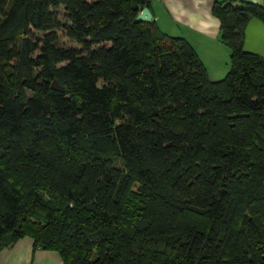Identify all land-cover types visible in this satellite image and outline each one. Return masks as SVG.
Segmentation results:
<instances>
[{
    "label": "trees",
    "instance_id": "trees-1",
    "mask_svg": "<svg viewBox=\"0 0 264 264\" xmlns=\"http://www.w3.org/2000/svg\"><path fill=\"white\" fill-rule=\"evenodd\" d=\"M149 1L0 0V250L264 264V56L243 47L264 7L214 2L231 51L211 79L186 38L136 20Z\"/></svg>",
    "mask_w": 264,
    "mask_h": 264
},
{
    "label": "crops",
    "instance_id": "crops-1",
    "mask_svg": "<svg viewBox=\"0 0 264 264\" xmlns=\"http://www.w3.org/2000/svg\"><path fill=\"white\" fill-rule=\"evenodd\" d=\"M216 0H150L148 7L165 32L186 38L197 51L211 79L224 75L230 48L220 34V21L212 13ZM241 0H234L239 4ZM264 7V0H256ZM243 47L264 56V21L251 16L246 23ZM218 70H215V69ZM0 264H64L56 250L35 248L29 236L0 250Z\"/></svg>",
    "mask_w": 264,
    "mask_h": 264
},
{
    "label": "water",
    "instance_id": "water-1",
    "mask_svg": "<svg viewBox=\"0 0 264 264\" xmlns=\"http://www.w3.org/2000/svg\"><path fill=\"white\" fill-rule=\"evenodd\" d=\"M251 2L253 3H257L256 0H251ZM153 19V15L148 7V5H144L140 11L138 12L137 16H136V20H152ZM51 87L53 89H56L58 91H63L64 87L58 82L57 79H53L51 81ZM26 93L28 96H32L33 93L30 92L28 89L26 90Z\"/></svg>",
    "mask_w": 264,
    "mask_h": 264
},
{
    "label": "rangeland",
    "instance_id": "rangeland-1",
    "mask_svg": "<svg viewBox=\"0 0 264 264\" xmlns=\"http://www.w3.org/2000/svg\"><path fill=\"white\" fill-rule=\"evenodd\" d=\"M59 12L60 13H62V11H60L59 10ZM162 31H164L165 32V27H163V26H161V27H159ZM170 34V33H169ZM171 35H173V34H171ZM58 44L59 45H61V46H63V47H75V48H79L80 46H79V44L75 41V40H73L72 38H69V37H66V36H63V35H60V37H59V41H58ZM206 68V67H205ZM228 68H229V66H228ZM228 68H227V70H228ZM215 69V68H214ZM207 70V69H206ZM215 70H218V69H215ZM227 70L225 71V73L227 72ZM225 73H224V75H225ZM209 75V74H208ZM224 75H222L221 77H219V78H222ZM210 77V76H209ZM218 78V79H219Z\"/></svg>",
    "mask_w": 264,
    "mask_h": 264
}]
</instances>
